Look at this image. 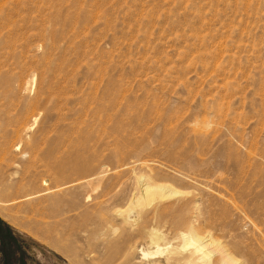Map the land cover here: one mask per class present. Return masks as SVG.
I'll return each instance as SVG.
<instances>
[{"label":"rangeland","instance_id":"obj_1","mask_svg":"<svg viewBox=\"0 0 264 264\" xmlns=\"http://www.w3.org/2000/svg\"><path fill=\"white\" fill-rule=\"evenodd\" d=\"M191 231L264 264V0H0V264H203Z\"/></svg>","mask_w":264,"mask_h":264},{"label":"bare ground","instance_id":"obj_2","mask_svg":"<svg viewBox=\"0 0 264 264\" xmlns=\"http://www.w3.org/2000/svg\"><path fill=\"white\" fill-rule=\"evenodd\" d=\"M32 123V122H31ZM22 125V124H21ZM4 126V125H3ZM5 128H6V126H5ZM27 128L29 129L30 128V126H27ZM26 128V129H27ZM21 129V128H20ZM6 150V149H5ZM5 153V152H4ZM3 154V153H2ZM3 159V158H2ZM3 161V160H2ZM150 187H154L153 185H148V189L150 188ZM155 187H156V191H157V189L159 188L160 189V187H159V185H155ZM155 187H154V189H155ZM158 187V188H157ZM162 187V186H161ZM158 189V190H159ZM162 189V188H161ZM160 189V190H161ZM150 190V189H149ZM153 191V189L151 190V192ZM150 192V193H151ZM158 192H161V191H158ZM157 192V193H158ZM157 193H154V191H153V193H151V195L152 196H154L155 194H157ZM143 194V193H142ZM159 194V193H158ZM161 194H164V193H161ZM160 194V195H161ZM156 196V195H155ZM154 196V197H155ZM162 196V195H161ZM140 199H141V197H140ZM195 231V230H194ZM183 238L185 239V245L188 247V246H190V247H192V251H191V253H190V255H189V262L191 263V262H201V263H203V264H207L208 262H209V260L211 259V256H212V253H213V251H215V250H218V251H220V254L222 255V257L224 256V258H225V256H227V254H224L225 252H226V250L225 249H223L222 247V245H220L218 242H216V241H214V240H212V241H208V240H205V238L203 237V236H201V235H199V234H197V233H195V232H192L191 231V233L189 234V235H187L186 237L185 236H183ZM185 245H184V247H185ZM210 245H213V246H215L214 247V250L213 249H208L209 248V246ZM183 248V247H182ZM189 248V247H188ZM184 249V248H183ZM186 249V248H185ZM160 251V249L157 251V252H148V251H144V255L146 256V257H149L150 255H152V254H156V253H158ZM224 254V255H223ZM228 257V256H227Z\"/></svg>","mask_w":264,"mask_h":264}]
</instances>
